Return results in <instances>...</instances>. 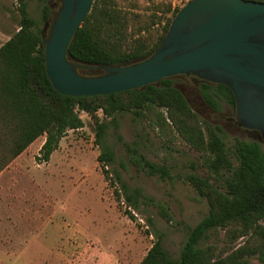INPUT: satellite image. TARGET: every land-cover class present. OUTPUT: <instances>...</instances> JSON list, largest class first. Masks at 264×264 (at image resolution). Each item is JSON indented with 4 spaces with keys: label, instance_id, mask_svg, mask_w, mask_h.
Listing matches in <instances>:
<instances>
[{
    "label": "trees",
    "instance_id": "16d2710c",
    "mask_svg": "<svg viewBox=\"0 0 264 264\" xmlns=\"http://www.w3.org/2000/svg\"><path fill=\"white\" fill-rule=\"evenodd\" d=\"M49 1L42 0L44 25L50 17L46 4ZM243 1L264 4V0ZM16 3L18 30L0 47V173L42 136L45 141L35 160L47 163L68 131L84 127L80 116L83 113L95 127V141L100 149L97 161L107 179L113 172L106 168L115 163V158L104 144V136L111 126L118 131V116L130 115L134 122H144L155 131L164 145L180 141L196 152L200 167L209 174L200 176L194 166L180 177L200 198L207 200L209 210L199 223L188 229L179 257H172L157 238L139 264H249L253 258L264 262V150L260 144L235 140L227 147L221 129L193 111L175 85V77L143 89L106 96L69 97L57 93L46 75L42 31L30 17L26 0ZM157 12L163 17L153 15L148 26L138 22L131 31L134 21L119 0H93L67 51L70 61L81 65L76 72L82 77H100L103 75L98 72L105 73L102 68L128 66L148 58L162 44L179 9L160 7ZM166 13L171 14L167 19ZM139 18L135 16L136 20ZM163 18L161 29L152 34L150 28ZM199 93L214 110H220L221 102L234 109L233 95L222 85L202 82ZM162 110H166L167 116ZM117 139L132 166L150 177H170L165 166L149 161L135 143H124L118 134ZM231 157L235 158L236 167ZM222 172L228 176L220 181ZM210 179L220 182L223 189ZM114 180L121 186L114 192L117 198L120 199L119 191L123 192L128 208L139 210L141 194L138 191L134 196L128 194L116 172ZM155 206L160 218L171 224L167 207L161 203ZM126 214L134 219L131 211ZM147 224L152 227L151 219H147ZM218 231L225 232L224 242L228 245L236 244L241 238L246 241L224 256L218 253L215 244L201 246Z\"/></svg>",
    "mask_w": 264,
    "mask_h": 264
},
{
    "label": "rangeland",
    "instance_id": "374dc122",
    "mask_svg": "<svg viewBox=\"0 0 264 264\" xmlns=\"http://www.w3.org/2000/svg\"><path fill=\"white\" fill-rule=\"evenodd\" d=\"M189 1L191 0H119V3L134 21L130 28L132 31L138 22L148 26L153 15L163 17L159 12L156 13L158 8L165 9L170 6L171 10H180ZM26 3L30 17L36 21L43 38H46L50 28L49 22L46 26L41 22L42 0H26ZM46 4L52 17L61 8V0H50ZM17 8L15 0H0V26L6 29L9 36L18 30ZM137 15L140 18L136 20ZM170 15L166 13L165 19ZM163 19L150 28L152 34L161 29L165 21ZM98 74L102 75L103 71ZM174 83L182 90L191 108L202 120L221 128L227 147H231L235 140L256 141L264 150V142L259 137L234 126L232 122H227V118L234 117V112L228 104L222 103L220 110L215 111L200 98L197 81L175 77ZM80 116L84 127L78 131H68L47 163L36 162L39 149L11 162L7 169L30 171L34 174L29 177L13 175L0 184V264H77L74 255H77L75 252L78 250H73V255L70 252H62L60 256L33 257L10 254L12 251H20L21 247L28 243L30 232L39 227L35 220L39 216L47 218L50 223L49 237L53 244L61 235L60 227L65 225L69 228L75 221L110 246L122 264H139L157 238H160L162 246L172 257L178 258L188 229L199 223L209 210L207 200L200 198L180 178L191 172L194 166L197 174L208 177L207 171L199 165L198 154L180 141L166 146L157 133L144 122H134L130 115L118 116V131L115 132L111 126L103 139L115 158V163L106 168L107 171H112L113 175L109 174L106 179L102 165L97 161L100 149L95 141L93 122L86 114L81 113ZM117 134L124 143H135L139 152L149 161L165 166L170 177H150L132 166L128 162L129 156L117 139ZM43 141L45 136L38 139L39 143ZM231 162L234 167L237 166L235 158L231 157ZM114 172L120 177L128 194L134 196L136 191L141 194L139 210L128 208L123 192L119 191L120 199L114 194L121 187L114 180ZM35 173H39V176ZM227 176V173L222 172L219 180L222 181ZM30 178L31 183L28 180ZM210 181L220 190L223 189L220 182H214L213 179ZM156 203L167 207L172 217L171 224L160 218ZM128 211L132 212L133 220L126 214ZM148 218L153 222L152 227L147 224ZM33 220L34 224H30ZM62 237L61 235L59 243H56L57 250L63 247ZM224 238L225 232L218 231L204 240L201 246L215 244L218 246V253L224 256L246 241V238H241L236 244L228 245ZM249 264L264 262L253 258Z\"/></svg>",
    "mask_w": 264,
    "mask_h": 264
},
{
    "label": "water",
    "instance_id": "95a60500",
    "mask_svg": "<svg viewBox=\"0 0 264 264\" xmlns=\"http://www.w3.org/2000/svg\"><path fill=\"white\" fill-rule=\"evenodd\" d=\"M93 0H61L44 43L53 89L69 97L106 96L143 89L163 79L193 76L228 88L234 124L258 131L264 142V4L243 0H191L173 18L162 44L128 66L82 77L67 51ZM86 67V66H82Z\"/></svg>",
    "mask_w": 264,
    "mask_h": 264
},
{
    "label": "crops",
    "instance_id": "0c3cea01",
    "mask_svg": "<svg viewBox=\"0 0 264 264\" xmlns=\"http://www.w3.org/2000/svg\"><path fill=\"white\" fill-rule=\"evenodd\" d=\"M10 38L11 36L8 35L6 29L0 26V47ZM38 139L33 142L13 162L19 160V158H22L27 154L34 153L37 150L41 149L44 141L42 143H39ZM60 144L61 141L59 145ZM11 164L9 166H11ZM9 166L0 173V184L1 182H5L7 178L13 175L29 177L30 175L34 174L30 171H7ZM35 175L39 176V173H35ZM28 180L30 181V183L32 182L31 178ZM35 220L37 221V224H39V227L35 228L34 232H30L31 234L28 236V243L25 244L24 247H21L20 251L18 250L10 252L11 255H28L33 257H41L44 255L60 256L62 252H70V254L73 255V250H78L77 252H75L77 253V255H74L76 256L77 264H122L117 256L113 253L110 246H107L105 243L101 242L99 237L93 235L88 228L79 225L77 222L73 221V225H69V228H66L65 225L60 227V232L63 236L62 238H64V241L62 242L63 247L58 248L57 250L56 243H59L61 235L56 240L55 244H53V240L49 237L50 223L47 221V218H42L39 216ZM35 220L31 221L30 224H34ZM51 228L53 231V227ZM80 230L84 231L81 232ZM17 231L18 229H16V232ZM95 243L96 245H94Z\"/></svg>",
    "mask_w": 264,
    "mask_h": 264
},
{
    "label": "flooded vegetation",
    "instance_id": "af4514ba",
    "mask_svg": "<svg viewBox=\"0 0 264 264\" xmlns=\"http://www.w3.org/2000/svg\"><path fill=\"white\" fill-rule=\"evenodd\" d=\"M56 15L57 14H55V15H53V17L52 16H50L49 17V19H48V21L46 22V24L49 22V28H50V26H51V24H52V22H53V20H54V18L56 17ZM46 24H45V26H46ZM105 73H103L102 75H104ZM176 77H182V78H191V79H193V80H195V81H197L198 83H199V86L201 85V83L202 82H205L206 83V81H203V80H200V79H198V78H196V77H193V76H176ZM208 83V82H207ZM208 84H212V83H208ZM199 86H198V90H197V92H198V94H199V96H200V98L202 99V101L204 102V100H203V98H202V96L200 95V93H199ZM178 88V87H177ZM179 89V88H178ZM180 90V89H179ZM181 92H182V90H180ZM183 93V92H182ZM184 94V93H183ZM185 95V94H184ZM186 97V96H185ZM186 99H187V97H186ZM187 101H188V99H187ZM188 103H189V101H188ZM205 103V102H204ZM222 103H224V102H221L220 103V105L222 104ZM206 104V103H205ZM225 104H227V103H225ZM190 105V104H189ZM207 105V104H206ZM229 105V104H228ZM208 106V105H207ZM230 106V105H229ZM209 107V106H208ZM231 107V106H230ZM210 108V107H209ZM231 109H232V111L234 112V117L233 118H227V122H232L233 123V125L234 126H236L235 124H234V119H235V109H233L232 107H231ZM214 110V109H213ZM215 111H217V110H215ZM195 112V111H194ZM212 125V124H211ZM213 126H216V125H213ZM218 127V126H217ZM236 127H238V126H236ZM238 128H240V127H238ZM221 129V128H220ZM242 129V128H241ZM244 131H247V132H252V134L254 135V136H256V137H259L260 138V134H259V132L258 131H254V130H252V131H248V130H245V129H243Z\"/></svg>",
    "mask_w": 264,
    "mask_h": 264
},
{
    "label": "built area",
    "instance_id": "2783aa9c",
    "mask_svg": "<svg viewBox=\"0 0 264 264\" xmlns=\"http://www.w3.org/2000/svg\"><path fill=\"white\" fill-rule=\"evenodd\" d=\"M15 2H16V0H15ZM162 112L164 113L165 116H167L166 110H162Z\"/></svg>",
    "mask_w": 264,
    "mask_h": 264
}]
</instances>
